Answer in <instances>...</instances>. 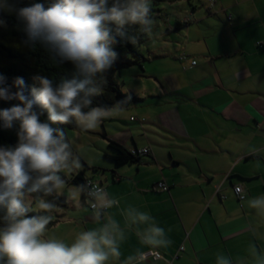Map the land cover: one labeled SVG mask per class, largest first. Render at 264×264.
I'll use <instances>...</instances> for the list:
<instances>
[{
  "label": "crops",
  "instance_id": "obj_1",
  "mask_svg": "<svg viewBox=\"0 0 264 264\" xmlns=\"http://www.w3.org/2000/svg\"><path fill=\"white\" fill-rule=\"evenodd\" d=\"M219 1L215 16L226 34L217 42L204 40L189 88L160 84L156 94L131 91L141 101L124 111L147 107L139 118L130 116L139 128L106 134L101 123L102 130L94 131L103 139L100 163L82 160L96 168L85 172L86 180L120 201L108 213L121 227L125 226L121 210L133 206L164 229L171 243L156 250L161 259H147L145 264H217L219 255L230 264H255L253 245L264 254V217L247 203L264 196V0ZM173 25L167 26V32ZM161 90L166 96L162 100L158 99ZM116 120L127 125L121 115L108 118ZM110 140L129 152L148 149L149 153L140 154L136 163L115 166L105 158L112 154L107 149ZM159 182L168 190H159ZM234 185H241L246 193L241 203ZM87 200L81 196L79 207L89 211L74 215L77 220L65 212L69 208L59 211L65 219L51 228L75 224L81 232L101 226L103 219L95 220ZM137 249L151 251L139 242L135 227L126 229L120 259Z\"/></svg>",
  "mask_w": 264,
  "mask_h": 264
},
{
  "label": "clouds",
  "instance_id": "obj_2",
  "mask_svg": "<svg viewBox=\"0 0 264 264\" xmlns=\"http://www.w3.org/2000/svg\"><path fill=\"white\" fill-rule=\"evenodd\" d=\"M0 9L15 11L30 41H40L54 58L71 62L77 72L55 88L48 78L34 76L39 87H33L30 95L25 92L23 78L5 86L6 78L0 76V99L20 102L0 111L5 128L19 122L18 144L0 146V208L5 210L0 217V264H145L148 253L140 249L121 260L120 244L126 239V229L135 227L139 242L152 252L169 246L164 229L149 214L128 206L121 210L125 224L121 227L108 213L120 201L111 198L98 183L86 181L73 186L69 199L79 207L80 197L86 195L95 220L103 219V223L77 233L67 244L46 235L57 208L46 197L63 195L66 177L83 167L65 131L53 125L75 123L82 131L95 130L103 120L126 109L127 100L108 108L92 106V98L102 93L95 78L112 68L117 59L112 46L117 37L127 38V26L138 25L144 35L153 34L151 0H112L111 6L109 0H53L48 7L34 3L20 8L10 0H0ZM131 42L136 43L135 38ZM13 86L17 89L14 92ZM36 106L47 111L46 122L40 121ZM236 191L241 199L246 198L242 188ZM29 197H34L36 208L43 214L27 216L33 211ZM247 203L264 217V196ZM251 252L255 264H264V254L254 245ZM217 264H230V260L219 255Z\"/></svg>",
  "mask_w": 264,
  "mask_h": 264
},
{
  "label": "rangeland",
  "instance_id": "obj_3",
  "mask_svg": "<svg viewBox=\"0 0 264 264\" xmlns=\"http://www.w3.org/2000/svg\"><path fill=\"white\" fill-rule=\"evenodd\" d=\"M219 5V0H212V2L211 0H151V9H153L151 15L154 20L153 34L147 36V41L139 46V50L145 58L143 69L138 66H132L119 71L115 79L120 89L126 93L133 91L138 95L141 94V90L151 92L149 94H156V87L159 86L160 88V84L165 88L187 89L193 80V75L196 74V71L193 70L195 67L192 65V68H190V65L192 61L195 62V65L196 62L200 63L198 53H201L206 46L205 41L212 38V43L217 42L223 34H226L222 24L215 16L218 13ZM177 21L186 22L188 25H184L179 30L167 32V26L173 25ZM165 49H168V52ZM162 54L167 57H159ZM174 56L178 59L181 56H185V58L177 61ZM161 93V95H158V99L162 100L166 96L163 90H161ZM145 110H147V107L140 108L137 106V108L133 107L128 112L123 111L120 115L126 120L127 125L118 120H103L102 124L105 133L118 134V132L125 129L139 128L136 122L129 121L130 116L139 118L138 115ZM143 121L144 119L141 118L140 122ZM101 130L100 124L95 130L67 131V138L71 146L83 161V158H87L100 163V146L103 143V139L99 133L94 131L100 132ZM68 184L67 182L64 193L60 196H65L68 202H71L69 197L73 186ZM71 204L74 206V203ZM72 206H69V210L65 211L68 212L72 220H77L74 215H77L80 211H89L87 208ZM59 211L63 212L60 209H56L53 212V220L58 222L61 221V218L65 219L63 215H60L61 213L59 214ZM79 232V226L71 224L61 225L58 228L53 227L47 230L46 235L71 244L74 241V235Z\"/></svg>",
  "mask_w": 264,
  "mask_h": 264
},
{
  "label": "trees",
  "instance_id": "obj_4",
  "mask_svg": "<svg viewBox=\"0 0 264 264\" xmlns=\"http://www.w3.org/2000/svg\"><path fill=\"white\" fill-rule=\"evenodd\" d=\"M10 2L16 8L31 6L34 3H42L45 7H48L53 0H10ZM111 4L112 0L109 2L110 6ZM152 11L153 9H151ZM184 25H187V23L177 21L174 23L172 30H179ZM126 33L127 38L117 37V43L112 46L113 51L117 53V59L112 68L95 78L96 83L102 88V93L92 98V106L94 107H112L116 102L121 100L128 101L127 107L141 101L135 95L123 92L115 79L116 74L123 69L132 66H138L143 69V63L145 62L139 46L147 41V35L140 32L138 25L127 26ZM131 38H135L136 43H132ZM37 75L51 80L55 88L59 86L62 80L72 79L77 76V72L71 62L65 61L61 63L58 59L54 58L53 54L40 41H30L25 31V24L22 20L18 19L15 11L9 12L0 9V76L6 78L5 86H12L15 78L21 77L25 81V92L27 95H30L33 87H39V84L33 79ZM16 90L13 86L12 91ZM19 103L17 100L0 99V111L16 106ZM35 110L40 113V121L46 122L47 111L40 109L38 106L35 107ZM53 126L63 129L65 133L67 131H81L75 123L56 124ZM18 128L19 122H16L12 128H5L3 119L0 118V146L15 147L18 144ZM71 148L73 153L77 155L75 149L72 146ZM107 149L112 154L105 155V158L111 160L115 166L136 163L140 155L136 150L133 152L127 151L120 144L112 140L108 142ZM80 160L83 165L82 169L76 174L69 176L68 183L71 186L85 183L87 181L84 177L85 172L96 171V168H89L81 158ZM61 175L64 174L62 173ZM46 199L54 202L57 205L56 209L64 210L69 208L64 196L53 195L46 197ZM82 199H87V196L82 195ZM29 201L32 203L33 211L27 213V216L43 214L36 208L34 197H29ZM4 214L5 210L0 208V217ZM57 222V220H52L47 229L54 226ZM0 227H3L2 220H0Z\"/></svg>",
  "mask_w": 264,
  "mask_h": 264
},
{
  "label": "built area",
  "instance_id": "obj_5",
  "mask_svg": "<svg viewBox=\"0 0 264 264\" xmlns=\"http://www.w3.org/2000/svg\"><path fill=\"white\" fill-rule=\"evenodd\" d=\"M211 2H212V0H211ZM185 58V56H181L180 57V60H182V59H184ZM194 61H192V65H195V63H193ZM140 154H142V155H148V153H149V150L148 149H143L142 151H140L139 152ZM87 181H91V180H87ZM92 183H96V182H94V181H91ZM101 186V185H100ZM102 187V186H101ZM157 187H158V189L159 190H161V191H167L168 190V187L164 184V183H162V182H159V183H157ZM237 188H242L243 189V187L241 186V185H234L233 186V192H234V194H235V196H236V198H237V200L241 203L244 199H241V197H240V194H238L237 193V191H236V189ZM244 190V189H243ZM224 198V197H223ZM88 199V198H87ZM181 250H182V248H180ZM146 253H148V257H147V259H153V260H159V259H161V258H159V257H161V255L158 253V252H152V251H147ZM157 253L159 254V256H157Z\"/></svg>",
  "mask_w": 264,
  "mask_h": 264
}]
</instances>
